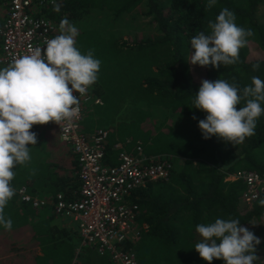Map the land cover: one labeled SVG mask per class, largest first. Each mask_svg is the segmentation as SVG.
Here are the masks:
<instances>
[{
	"label": "trees",
	"instance_id": "16d2710c",
	"mask_svg": "<svg viewBox=\"0 0 264 264\" xmlns=\"http://www.w3.org/2000/svg\"><path fill=\"white\" fill-rule=\"evenodd\" d=\"M263 3L218 0L209 8L207 0H59L58 12L54 5L43 8L42 15L59 26L54 37L67 17L78 29L79 50H92L101 61L90 88L102 104L85 112L81 127L86 136L96 126L113 129L104 145L105 163H118L117 143L128 153L140 147L156 163L168 160L167 179L150 181L125 196V203L138 205L140 238L124 249L141 264H207L194 249L201 240L196 225L222 218L239 219L248 228L264 214L259 204L264 195L243 204V184L224 180L226 173L235 171L264 176V114L257 120L255 135L233 145L215 136L203 139L197 124L206 113L193 108L201 80L223 79L241 90L253 77L264 80V24L259 13ZM223 8L232 10L236 23L253 33L240 49L239 61L217 68L190 64V40L210 31L209 21L214 22ZM250 44L259 52L257 58L248 59ZM256 63L258 71L252 67ZM192 68L202 70L199 81ZM243 106L242 102L236 108ZM31 131L37 143L29 146L30 161L14 170L15 195L5 208L13 228L0 227V264H112L108 255L80 245L81 235L49 225L61 217L50 206L34 208L21 199L18 191L24 189L26 195L48 202L57 195L72 202L81 186L77 156L58 132L38 127ZM34 219L40 221L28 230L27 223ZM255 254V264H263L264 253ZM212 264L223 261L214 259Z\"/></svg>",
	"mask_w": 264,
	"mask_h": 264
},
{
	"label": "clouds",
	"instance_id": "9594fccd",
	"mask_svg": "<svg viewBox=\"0 0 264 264\" xmlns=\"http://www.w3.org/2000/svg\"><path fill=\"white\" fill-rule=\"evenodd\" d=\"M217 3L218 0H207L209 8ZM59 10L60 4H54V11ZM208 27L210 31H202L190 40L189 63L213 68L236 64L252 31L239 26L235 13L228 8L221 9ZM78 34L77 27L65 17L60 23V34L47 40L44 48L36 47L0 68V227L5 230L13 228L5 208L15 195L11 184L14 170L30 161L29 146L37 143L36 133L30 129L70 119L78 111L80 96L98 79L101 61L92 50L86 54L79 50ZM252 67L258 71L260 64ZM242 102L244 106L237 110ZM193 105L206 113L197 124L203 139L215 136L233 145L241 144L255 135L257 120L264 114V80L253 77L242 90L223 79L201 80ZM237 172L226 173L224 180L242 181L231 179ZM242 195L240 201L250 205L264 193L248 203ZM259 204L264 206V199ZM195 230L201 240L194 249L207 264L214 259L223 264H255L259 260L255 252L261 239L241 226L239 219L216 218L214 222L196 225ZM78 251L76 248V254Z\"/></svg>",
	"mask_w": 264,
	"mask_h": 264
},
{
	"label": "built area",
	"instance_id": "2783aa9c",
	"mask_svg": "<svg viewBox=\"0 0 264 264\" xmlns=\"http://www.w3.org/2000/svg\"><path fill=\"white\" fill-rule=\"evenodd\" d=\"M58 1L0 0L6 7V16L0 21V66H8L14 58L30 54L36 47L44 48L45 42L54 38L59 26L42 15V11ZM73 95L79 94L74 92ZM101 104V99L94 96L89 87L88 92L80 96L78 111L70 119L59 124L51 121L44 124L56 127L60 141L77 156L81 178L77 200L66 202L57 195L54 201L48 202L49 199L26 195L24 189L18 193L32 207H53L58 215L77 223L83 238L80 245L109 255L113 264H141L134 253L124 249L127 243H135L140 238L136 225L138 205L125 203V196L150 181L167 179L169 164L168 160L156 163L148 159L140 147L134 154L128 153L120 144L114 145L118 163L106 164L104 145L110 131L99 129L86 136L81 127L85 112ZM231 179L245 183L246 191L242 195L245 203L264 193V177L257 173L238 171Z\"/></svg>",
	"mask_w": 264,
	"mask_h": 264
},
{
	"label": "crops",
	"instance_id": "0c3cea01",
	"mask_svg": "<svg viewBox=\"0 0 264 264\" xmlns=\"http://www.w3.org/2000/svg\"><path fill=\"white\" fill-rule=\"evenodd\" d=\"M5 14H6V7L0 2V21H3V19L6 16ZM35 127H38L39 130L40 129H42V130H47L48 129V130H56L57 131L56 128L46 127L44 125H36ZM99 129H106V130L110 131L109 133H112L113 132V129L111 127L110 128H101L100 126H96V128H94L91 131V133L93 131L96 132ZM117 144L122 145L121 143H117ZM134 153H135V150H134V152H131V154H134ZM77 167L79 168V165ZM78 171H79V169H78ZM239 182H241L243 184V191H242V193H244V191H246V185H245V183L243 181H239ZM78 197H79V190H78L75 198L73 199V201L77 200ZM51 208L54 209L53 207H51ZM38 221H40V220L39 219H34V220H31V222H28L27 223L28 224L27 225L28 226V230H32L30 228L31 227L30 225H33L35 222H38ZM49 225L54 226V227H57L60 230L61 229H65V230H67V231H69L71 233L73 232V233H75L77 235H80L81 234L80 233V230H79V226H78L77 223H73V222L65 219L62 216L61 217H58V218L52 219L51 222H49ZM247 225H248V229L251 232H253V233L254 232H257V233H255V235L261 239V244H259V245L256 246V252H258V253H264V243H262V242H264V214L257 215L254 218V220H252L251 222H249ZM261 230H263V231H261ZM36 251H39L38 248L36 249Z\"/></svg>",
	"mask_w": 264,
	"mask_h": 264
},
{
	"label": "rangeland",
	"instance_id": "374dc122",
	"mask_svg": "<svg viewBox=\"0 0 264 264\" xmlns=\"http://www.w3.org/2000/svg\"><path fill=\"white\" fill-rule=\"evenodd\" d=\"M259 13L262 15V22L264 24V3L260 5ZM249 50H250V53L248 55V59H254V58H257L259 56V52L256 50L254 45L250 44ZM201 71H202L201 69H196V68L191 69L192 76L196 81H199L202 78V75H201L202 72ZM65 219H67V218H65ZM67 220L71 221L70 219H67ZM71 222H73V221H71ZM260 255H261V253H260ZM260 261L264 264V256H261Z\"/></svg>",
	"mask_w": 264,
	"mask_h": 264
}]
</instances>
